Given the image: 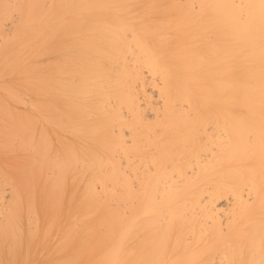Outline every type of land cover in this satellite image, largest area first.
I'll use <instances>...</instances> for the list:
<instances>
[{
    "label": "bare ground",
    "instance_id": "1",
    "mask_svg": "<svg viewBox=\"0 0 264 264\" xmlns=\"http://www.w3.org/2000/svg\"><path fill=\"white\" fill-rule=\"evenodd\" d=\"M0 264H264V0H0Z\"/></svg>",
    "mask_w": 264,
    "mask_h": 264
}]
</instances>
